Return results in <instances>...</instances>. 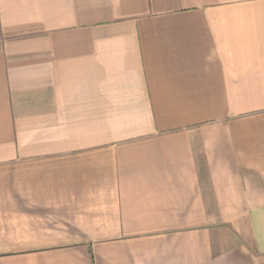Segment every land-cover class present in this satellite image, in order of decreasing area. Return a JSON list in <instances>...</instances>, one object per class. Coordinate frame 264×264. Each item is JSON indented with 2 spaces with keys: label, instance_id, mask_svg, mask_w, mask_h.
<instances>
[{
  "label": "crops",
  "instance_id": "1",
  "mask_svg": "<svg viewBox=\"0 0 264 264\" xmlns=\"http://www.w3.org/2000/svg\"><path fill=\"white\" fill-rule=\"evenodd\" d=\"M0 264H264V0H0Z\"/></svg>",
  "mask_w": 264,
  "mask_h": 264
}]
</instances>
